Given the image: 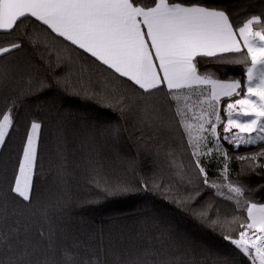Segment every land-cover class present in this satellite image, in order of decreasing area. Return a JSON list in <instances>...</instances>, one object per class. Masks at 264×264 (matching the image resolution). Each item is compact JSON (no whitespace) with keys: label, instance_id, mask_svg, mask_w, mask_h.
Listing matches in <instances>:
<instances>
[{"label":"snow or ice","instance_id":"6c2138e0","mask_svg":"<svg viewBox=\"0 0 264 264\" xmlns=\"http://www.w3.org/2000/svg\"><path fill=\"white\" fill-rule=\"evenodd\" d=\"M26 21L35 25L33 32L24 31L0 43V58L21 49L25 40L34 47L43 42L52 49L63 44L57 51L56 67L71 60L70 51L87 54L110 74L124 78L135 93L134 102L143 106L142 125L153 126L160 106H166L183 130L203 185L240 207L246 189L228 175L230 157L222 151L218 126L222 125L223 140L236 149L264 142V13L234 23L228 11L209 0H0V35L12 37ZM209 61L242 66V78L220 79L212 71H202L201 64ZM7 79V73L0 72V86ZM55 84L65 91L71 89L72 95L80 94L66 77L57 76ZM49 87L41 80L36 90ZM16 107L13 100L0 110V148L12 136ZM104 107L123 115L130 104L119 97ZM42 128L35 119L26 125L16 169L0 193V264H102L99 255H87L88 245L83 242L73 247L59 244L55 221L66 208L62 198L39 209L33 206ZM102 132L118 137L120 130L107 125ZM261 149L236 159L257 161L264 158V143ZM213 156L225 160L221 183L209 178L203 163ZM94 182L109 195L140 190L128 184ZM141 187L147 190L143 180ZM200 196L197 190L187 201ZM9 202L15 204L11 212ZM245 210L239 230L223 234V239L250 264H264V203L245 201ZM212 211V203L205 202L194 214L213 227L236 222L235 217L232 221L221 220L219 215L214 219ZM141 225L144 231L129 242L127 254L118 257L120 264H196L194 256L175 244L170 231H149L158 225L147 218Z\"/></svg>","mask_w":264,"mask_h":264},{"label":"trees","instance_id":"16d2710c","mask_svg":"<svg viewBox=\"0 0 264 264\" xmlns=\"http://www.w3.org/2000/svg\"><path fill=\"white\" fill-rule=\"evenodd\" d=\"M209 2L228 11L234 23L264 13V0ZM34 28L26 21L12 37L0 35V43L24 31L32 33ZM62 47L58 43L54 49L45 48L43 42L34 47L25 40L21 49L0 58V72L9 77L0 86V110L17 101L15 128L0 148V193L7 189L16 169L25 127L35 119L43 128L33 177V206L39 209L57 198L66 202L63 216L55 221L61 246L83 242L88 245L87 255H99L102 264H120L118 257L125 256L129 242L139 238L144 231L141 221L147 218L158 225V229L150 227L149 231H170L175 244L194 256L196 264H250L223 239V234L233 235L239 230L247 216L245 208H237L234 201L217 196L214 189L203 185L173 113L161 105L154 125H142L143 106L134 102L135 93L124 78L110 74L80 50L70 51L71 60L56 67L57 51ZM201 70L212 71L220 79L242 78V66L226 62L202 63ZM57 76L66 77L80 94L72 95L71 89L57 87ZM41 80L50 87L37 91ZM119 97L130 104L123 115L104 107ZM222 119H226L223 113ZM107 125L118 126L119 136L103 133L102 126ZM218 131L222 151L230 157L228 175L233 183L246 189L240 204L264 203V158L254 162L236 159L238 155L260 152L261 143L236 149L223 140L222 125ZM203 163L211 180L223 182V156L204 159ZM97 179L140 190L109 195L96 186ZM142 180L147 190L141 187ZM197 190L201 196L187 201ZM205 202L212 203L214 219L217 215L228 221L235 217L236 222L215 227L202 222L194 212ZM14 207V203H8L9 212Z\"/></svg>","mask_w":264,"mask_h":264},{"label":"rangeland","instance_id":"374dc122","mask_svg":"<svg viewBox=\"0 0 264 264\" xmlns=\"http://www.w3.org/2000/svg\"><path fill=\"white\" fill-rule=\"evenodd\" d=\"M259 143V142H258ZM242 146H246V145H242ZM223 191L227 192V189H223ZM240 206L244 207L245 208V201L244 203L240 204ZM246 211V210H245ZM247 214V213H246Z\"/></svg>","mask_w":264,"mask_h":264},{"label":"crops","instance_id":"0c3cea01","mask_svg":"<svg viewBox=\"0 0 264 264\" xmlns=\"http://www.w3.org/2000/svg\"><path fill=\"white\" fill-rule=\"evenodd\" d=\"M259 143H264V142H259ZM259 143H257V144H259ZM246 146H251V145H246Z\"/></svg>","mask_w":264,"mask_h":264},{"label":"built area","instance_id":"2783aa9c","mask_svg":"<svg viewBox=\"0 0 264 264\" xmlns=\"http://www.w3.org/2000/svg\"><path fill=\"white\" fill-rule=\"evenodd\" d=\"M250 263V262H249Z\"/></svg>","mask_w":264,"mask_h":264}]
</instances>
